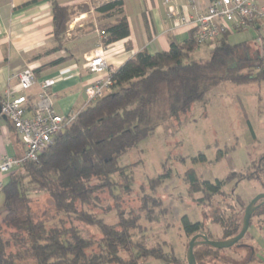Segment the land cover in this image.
I'll return each mask as SVG.
<instances>
[{
  "label": "trees",
  "instance_id": "1",
  "mask_svg": "<svg viewBox=\"0 0 264 264\" xmlns=\"http://www.w3.org/2000/svg\"><path fill=\"white\" fill-rule=\"evenodd\" d=\"M90 2L61 5L52 0L55 49L63 45L72 18L91 7L98 28L106 33L101 38L103 45L129 35L128 22L121 15L122 0ZM115 13L120 15L111 19ZM225 33L210 47L206 58L194 57L201 44L193 29L181 42L171 37L168 50L151 53L140 49L115 70L110 93L80 108L37 161H25L10 175L0 187L4 199L0 207V264H145L148 258L177 263L173 249L165 250V242L149 245L142 236L136 238V233L145 229L142 219L159 221V215L168 212L162 198L143 191L144 185L138 209L118 206L113 223H106L91 210L98 200L97 192L105 190L120 199L123 191L131 190L132 177L118 159L156 126L186 111L222 81L242 84L264 80V57L251 54L246 42H228ZM166 176L151 178L150 189L154 192ZM184 177L190 194L202 193L195 201L199 206H210V222L220 227L225 239L240 230L245 202L234 193V187L226 197H234L235 204L225 202L224 207L212 209L214 198L224 197L225 184L233 182L234 186L242 180L257 179L264 189V153L223 179L200 181L193 168L187 169ZM115 187L121 193H114ZM38 192L50 201L47 208L34 207L33 196ZM254 216H264V203L253 212L249 226ZM78 223L96 227L100 237L85 234ZM181 223L188 237L203 233L213 239L202 221L191 222L184 215ZM239 243L241 240L233 246ZM220 251L206 244L196 245V264H204L208 257L219 260Z\"/></svg>",
  "mask_w": 264,
  "mask_h": 264
},
{
  "label": "rangeland",
  "instance_id": "2",
  "mask_svg": "<svg viewBox=\"0 0 264 264\" xmlns=\"http://www.w3.org/2000/svg\"><path fill=\"white\" fill-rule=\"evenodd\" d=\"M236 39L238 36L229 38L233 42ZM208 45L202 44L199 47L202 50H196L194 57H208L211 47ZM249 48L251 54L257 50L259 55L264 56L263 41L250 38ZM262 153L264 80L242 84L222 81L208 90L202 99L194 101L186 111L167 118L146 138L121 155L118 163L127 166L125 172L132 177L131 190L127 193L123 191L120 199L112 198L105 190L97 192L98 200H95L91 211L106 223H113L118 206L125 210L138 209L143 194L141 185H144L143 191L162 198L163 207H167L168 212L159 215V221L142 219L145 229L141 234L136 233V238L142 236L149 245L165 242V250L168 251L169 247L173 249L178 260L176 264H187L186 250L192 236L185 234L182 216L186 215L191 222L202 221L205 232L211 233L213 239L222 240L223 237L220 227L210 222V206L206 203L199 206L195 201L202 193L188 192L185 171L193 168L200 181L213 182L223 179L231 171L245 169ZM159 175L168 176L153 192L149 180ZM232 183L223 186L224 197L215 196L212 209L224 207L225 202L227 205L235 204L234 197H226L232 187L234 193L242 197L244 207L253 197L264 192L257 179L242 180L234 186ZM113 192L118 194L121 190L115 187ZM33 200L36 209L47 208L50 203L47 196L39 192L33 196ZM3 203V194L0 193V206ZM261 217L264 218H252V225L248 227L240 245L221 249L219 260L213 261L208 257L204 264H264V222ZM78 227L85 234L100 237L94 226L78 223ZM145 264L169 263L148 258Z\"/></svg>",
  "mask_w": 264,
  "mask_h": 264
},
{
  "label": "crops",
  "instance_id": "3",
  "mask_svg": "<svg viewBox=\"0 0 264 264\" xmlns=\"http://www.w3.org/2000/svg\"><path fill=\"white\" fill-rule=\"evenodd\" d=\"M57 1L61 5L91 3L90 0ZM211 1L171 0V4L176 12L192 18L203 12ZM253 1L264 4V0ZM122 2L121 15L128 22L129 35L103 46L106 59L115 68L142 48L151 53L168 50L171 37L178 42L188 38L189 26L174 27V20L167 18L169 4L165 0ZM118 15L115 13L111 19ZM95 19L92 7L88 12L74 16L68 24L63 45L55 49L52 0H0V96L17 84L14 75L29 66L36 72L37 82L27 93L35 94L43 79L53 78L51 92L56 111L65 115L82 108L87 101L84 87L93 78L84 66V56L100 42V29ZM225 32L224 39L230 43L246 42L249 45V39L253 37L264 43V26L259 24L244 29L229 28ZM235 36L238 39L234 42L229 40ZM201 45L196 48L197 51L202 50L199 48ZM253 54L264 57L257 50ZM23 152V144L12 123L1 117L0 156L19 158ZM16 171L0 173V184H4Z\"/></svg>",
  "mask_w": 264,
  "mask_h": 264
},
{
  "label": "built area",
  "instance_id": "4",
  "mask_svg": "<svg viewBox=\"0 0 264 264\" xmlns=\"http://www.w3.org/2000/svg\"><path fill=\"white\" fill-rule=\"evenodd\" d=\"M165 2L169 4L166 16L174 20V27L189 26L190 30H194L198 43L212 47L229 28L244 29L255 24L264 26V4L253 0H212L203 12L192 18L176 12L171 0ZM192 6L196 9V6ZM98 34L99 45L84 56V66L93 74V78L84 87L87 97L85 105L110 93L115 83L114 73L117 68L106 59L101 41L106 33L99 30ZM14 77L17 84L6 89L0 96V118L5 117L12 123L24 152L19 158L0 156V173H9L22 166L25 161H37L77 113L63 115L56 111L51 92L53 78L43 79L39 90L35 94H29L27 91L37 82L35 70L26 66Z\"/></svg>",
  "mask_w": 264,
  "mask_h": 264
},
{
  "label": "water",
  "instance_id": "5",
  "mask_svg": "<svg viewBox=\"0 0 264 264\" xmlns=\"http://www.w3.org/2000/svg\"><path fill=\"white\" fill-rule=\"evenodd\" d=\"M261 199L263 200L260 203H257ZM261 203H264V192L257 194L246 204L243 211L240 230L237 234L231 237L222 240H216L208 238V236L203 233L194 234L190 238L186 250L187 264H196V260L193 254V248L198 244H206L216 249L229 248L235 245L239 240L243 238V236L247 232L252 214Z\"/></svg>",
  "mask_w": 264,
  "mask_h": 264
}]
</instances>
